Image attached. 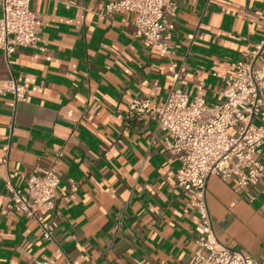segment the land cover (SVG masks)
<instances>
[{"label":"crops","instance_id":"obj_1","mask_svg":"<svg viewBox=\"0 0 264 264\" xmlns=\"http://www.w3.org/2000/svg\"><path fill=\"white\" fill-rule=\"evenodd\" d=\"M112 1L30 2L43 24L40 43L8 58L0 50V83L13 77L30 91L15 105L10 95L0 97V168L21 190L36 166L65 149L47 220L73 264H187L196 213L176 186L178 161L154 121L126 118L131 101L165 100L168 61L133 37L132 14L103 16ZM166 2L178 86L190 98L219 104L222 79L245 48L263 39L264 0ZM257 69L264 73V51ZM6 144L7 169L1 163ZM205 202L217 241L264 264V189H239L235 180L211 176ZM52 252L36 224L9 208L1 181L0 264H33Z\"/></svg>","mask_w":264,"mask_h":264},{"label":"built area","instance_id":"obj_2","mask_svg":"<svg viewBox=\"0 0 264 264\" xmlns=\"http://www.w3.org/2000/svg\"><path fill=\"white\" fill-rule=\"evenodd\" d=\"M33 0H0V50L8 58L17 48H36L43 24L30 8ZM53 1V0H48ZM166 0H114L104 5L102 14L110 17L125 12L133 15V37L145 48L156 49L167 59L170 88L163 102L134 100L126 105V118L148 117L158 132L165 135L166 152L178 161L176 186L192 199L196 213L195 247L187 264H258L246 252L232 251L221 245L211 224L205 202V187L211 176L222 181L235 180L239 189L251 186L264 189V73L257 62L264 51L263 39L245 48L232 74L222 79V102L208 105L178 86L177 64L172 37L175 25L167 16ZM30 91L13 77L0 83V97L10 95L13 105L24 102ZM9 145L2 146V166L7 169ZM65 149L60 148L45 166H36L24 179V188L14 187L0 168L10 209L32 220L41 238L53 247L49 256L33 264H73L64 256L53 237L47 216L56 206L60 178L56 164ZM55 256L62 258L57 263Z\"/></svg>","mask_w":264,"mask_h":264}]
</instances>
